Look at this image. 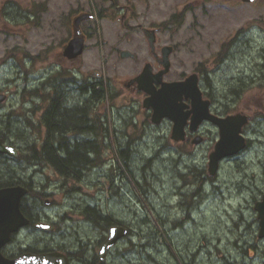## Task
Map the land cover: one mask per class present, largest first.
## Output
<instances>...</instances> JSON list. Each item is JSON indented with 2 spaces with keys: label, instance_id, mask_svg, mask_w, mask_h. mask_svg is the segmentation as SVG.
Listing matches in <instances>:
<instances>
[{
  "label": "flooded vegetation",
  "instance_id": "flooded-vegetation-1",
  "mask_svg": "<svg viewBox=\"0 0 264 264\" xmlns=\"http://www.w3.org/2000/svg\"><path fill=\"white\" fill-rule=\"evenodd\" d=\"M69 1L67 3L71 4ZM111 1L113 6L107 7L109 12L123 11L119 23H122L123 27L128 26L126 20L132 11L131 6ZM52 3L53 0H0V143L13 148V153L0 152V190L14 186L26 189V193L19 199V211L23 220L21 225L6 233L5 228L8 229L9 225L0 222V255L9 260L24 254L38 255V264H156L153 254L157 252L158 237L153 231L147 232L143 229L153 224L154 220L137 212L120 214L113 211L106 196L110 191L125 200V195L130 203L135 199L141 201L143 196L147 197L145 189L150 188L149 184L152 182H143L145 180L139 174L146 178L144 173L147 170L145 171V167L137 169L138 166L134 167L132 161L139 154L140 144L144 143V138L149 135H111L115 145L112 160L108 165L117 166L127 160L126 176L119 167L115 171L119 183L115 178L109 186L90 182L87 186L90 185L91 188L86 193L79 185H71L74 176H69L78 174V171L83 172V177H80L78 182H84L86 176L93 174L92 170L107 174L104 170V167H107L106 162H95V159L99 154L97 143L101 140L106 143L108 121L104 120L106 116L103 109L108 103V97H112V87L119 91L117 96L126 92L137 102L143 100L146 94L136 88L135 82L128 83L127 79L130 77L111 82L102 70L86 69L83 52L87 50V42L100 34V20L110 19L102 14L105 6L92 8L90 12L94 17L81 21L79 29L85 46L79 56H73L65 53V48L75 34L77 13L74 7H69L66 12H62L64 16L60 22L61 26L54 20L43 25L42 21L50 14L48 5ZM58 4L60 7V3ZM59 7H56L58 11ZM79 12L81 14L87 11ZM34 27L37 31L42 29L37 36L29 37L27 32L32 33ZM137 27L142 31L144 26L137 24ZM60 32L65 37L55 40L56 34ZM148 49L156 63L152 65L153 71L157 72L161 69V48L159 52L156 49L151 51L149 46ZM133 54V57L127 58L134 59L135 53ZM34 59L38 62L35 63ZM259 59L251 64L252 67L248 66L249 72L244 75L246 103L243 114L247 122L242 128V134L245 137V146L243 151L229 158L240 160V156L246 154L247 167L256 166L258 169L257 173L252 172L249 176L250 190L248 197H245L254 214L234 221L233 232L236 235L232 247L238 257H233L231 250L230 258H222L223 262L209 264H264V225L254 209L255 205L264 199V42ZM197 74L200 80L203 75ZM101 82L107 92L94 97L93 94L97 93L92 91V85L98 86ZM119 86H122V89H119ZM231 94L235 93L232 91ZM203 95L210 100V110L214 115L223 117L232 113L220 110L213 95ZM183 103L190 104V98L183 99ZM95 109L98 114L93 117L92 112ZM68 111H81L84 115L83 122H70L61 126L57 116ZM166 120L163 121L167 122ZM169 122L171 123L170 120ZM189 124L190 115L185 125L183 140L175 141L171 134L168 137L162 136L153 154L155 159L166 154L168 160L177 162L176 168L170 165L169 167L178 180L183 173L187 174L186 170L183 172L180 167L186 164L185 159H193L194 155L202 153L207 135L204 128L212 125L217 131V137L219 136L218 125L207 120L202 121L194 130H190ZM113 127L116 133L119 128L126 127L122 117L113 121ZM64 139L87 142V164L83 160V165H77L78 170L60 171L54 162L57 160L52 159L53 156H49L45 150V147L49 149L53 146L59 154L64 153L69 147H66L67 144L73 145ZM148 148L152 149L150 146ZM122 152H125V156ZM202 159L203 156L200 160H195V168L198 169L195 171V177L193 170H189V180H179L173 187L174 197L179 199L175 209L182 213L178 216L179 224L174 226L175 230L182 227L180 223L193 220L192 211L201 208L205 186H216L215 181L208 183L211 178L200 168L203 165ZM148 161L150 159L144 163ZM49 171L57 173L60 178H50ZM152 173L153 176H160L155 171ZM37 175H43L45 182L37 180ZM70 181L72 183L68 185ZM72 190L80 193L73 197V194H70ZM58 191L64 192L63 197L72 198L67 201L59 200L55 198ZM193 203H196L195 206ZM145 207L143 210H146ZM114 227L118 230L113 237L116 233L117 236L107 245L110 230ZM169 241L172 242V238ZM197 249L199 250L196 254L199 255L202 248L200 246ZM168 251L174 257V262L183 260L184 264H202L189 262L194 255L191 247L182 255H179V252H171L169 247ZM144 253L146 256L141 259Z\"/></svg>",
  "mask_w": 264,
  "mask_h": 264
},
{
  "label": "rangeland",
  "instance_id": "rangeland-1",
  "mask_svg": "<svg viewBox=\"0 0 264 264\" xmlns=\"http://www.w3.org/2000/svg\"><path fill=\"white\" fill-rule=\"evenodd\" d=\"M56 1L60 3V7ZM67 1L53 0V3L48 5L50 14L42 24L54 20L61 26L60 22L64 16L62 12L69 7H74L78 14L81 10L89 12L95 6H105L102 12L110 17L100 20L99 25L103 30L100 29V34L87 42V50L83 52V62L87 70H102L104 76L113 82L126 80L138 73L147 61L155 65L152 55L148 52L146 38L137 24L158 28L156 51L159 52L160 47L165 44L174 48L170 55L171 67L165 76L166 80L183 78L192 72H199V68L204 69L210 85L206 86V81L203 80L202 88L216 98L219 109L232 113L244 112L246 103L244 75L249 72V65L260 60L259 55L264 42V0H255L251 3L241 0H115L117 4H128L132 8L126 20L128 25L126 27L119 23L123 11L116 10L112 13L107 9L111 5V0H70L71 4ZM56 7L60 10L58 11ZM172 16L175 18L172 19ZM41 29L37 31L34 27L32 33L27 32V34L29 37H35ZM64 37L60 32L56 34L55 40ZM119 50H129L135 53V58H120ZM33 61L38 62L36 59ZM119 89H122V86H119ZM232 90L236 92L234 95H230ZM117 92L119 91L112 87L110 91L112 97H108V103L103 109L106 116L104 120L108 121L107 137L106 143L102 140L97 143L96 149L99 154L95 162L103 161V164L106 162L105 165L109 166L115 145L111 135L117 134L123 137L130 134H147L149 136L140 144L139 154L132 162L134 167L138 166L137 169L145 166L146 178L142 174L139 175L144 178H142L145 180L143 182L152 183L149 184L150 188L145 189L147 197L143 196L141 201L135 199L132 203L127 201V196L124 195L125 200H123L122 197L108 191L106 196L109 206L120 214L137 212L154 220L153 224L143 229L147 232L153 231L158 237L157 252L153 254L156 264H184L183 260L174 262L168 247L175 254L179 252V255L184 254L188 247H191L194 255L189 262L202 264L223 262L224 259L230 258L231 250H233L231 255L238 257L232 247L236 235L233 232L234 221L254 214L245 197H248L250 190L249 176L252 172H258L256 166L247 167L246 154H242L240 160H223L217 175L210 177L208 181V183L215 181L216 186H205L202 191L201 208L192 211L193 220L180 223L182 227L175 230L174 226L179 224L178 216L182 213L175 209L179 199L174 197L173 187L179 180H189V170H193L195 177V171L198 170L195 168V160H200L201 156H203V165L200 168L207 172L208 154L217 139V131L212 125L207 129L204 128L207 135L203 151L194 155L193 159L189 157L185 159L186 164L180 167L183 172L186 170L187 174L183 173L178 180L169 167L170 165L176 168L177 162L168 160L166 154L159 159H155L156 156L153 155L154 149L161 142V137L170 135L171 123L166 120L167 122L164 121L159 126H149L150 113L142 108L141 100L139 102L133 100L134 98L126 92L117 96ZM92 114L95 117L98 110L95 109ZM120 117L126 127L119 128L116 133L113 121H118ZM143 158L145 162L146 159L150 161L145 164L142 162ZM154 171L160 176H153ZM49 173H51L50 178H60L55 172L49 171ZM91 173L93 174L85 177L84 182L75 180L73 183L68 182V185L71 183L76 187L79 185L86 193L91 188L90 185L87 186L90 182L109 186L112 171L102 174L92 170ZM126 174L124 173L125 176ZM37 180L45 182V177L37 175ZM119 181L118 178L116 182ZM63 195V191H58L55 193V198L65 201L72 198ZM80 197L84 196L80 195ZM195 204L193 203L194 206ZM147 205L150 209L145 207ZM144 207L146 210H143ZM170 238L172 242L169 241ZM200 246L202 250L197 255L200 249L197 248ZM145 256V253L141 255V259Z\"/></svg>",
  "mask_w": 264,
  "mask_h": 264
},
{
  "label": "water",
  "instance_id": "water-1",
  "mask_svg": "<svg viewBox=\"0 0 264 264\" xmlns=\"http://www.w3.org/2000/svg\"><path fill=\"white\" fill-rule=\"evenodd\" d=\"M252 2L253 0H242ZM88 13L80 14L75 19V34L68 42L65 53L78 56L82 53L84 39L81 36L79 24L82 20L90 18ZM144 35L149 43L151 51H154L156 35L154 29L143 28ZM173 48L165 45L161 49L162 69L157 72L152 71L150 63H145L141 71L128 83L136 82V88L145 92L147 95L142 101V107L151 109L150 120L154 124L160 123L164 118L172 122L171 138L175 141L182 140L185 135L184 126L187 124L190 115V130H194L203 121L208 120L219 127V138L215 142L213 149L208 155L207 171L214 175L218 169L221 159L234 155L245 146V138L241 134L242 126L247 122V118L242 113L218 117L210 111L209 99L203 98V92L198 84V74L191 73L182 80L164 81L163 76L169 71V55ZM130 51L120 52L122 58L132 56ZM155 84H159L156 87ZM190 98V104L183 103V99ZM187 108L188 110H185ZM1 153H13L11 147L3 146L0 143ZM24 193L21 187L0 190V222L9 225L6 233L21 225V213L19 211V198ZM254 209L261 224L264 225V199L258 202ZM118 228H112L109 233L107 245L112 243L117 236L113 237ZM39 257L26 254L15 260H6L0 257V264H38Z\"/></svg>",
  "mask_w": 264,
  "mask_h": 264
},
{
  "label": "trees",
  "instance_id": "trees-1",
  "mask_svg": "<svg viewBox=\"0 0 264 264\" xmlns=\"http://www.w3.org/2000/svg\"><path fill=\"white\" fill-rule=\"evenodd\" d=\"M175 16H172V19H174ZM178 20V19H176ZM199 73L202 74L204 76L203 80L206 81L205 85H210V83L207 81V72L204 69H198ZM92 91L96 92L97 94H93L94 97H99L101 96L100 94H105L106 92V88L105 85L101 82V84H99L98 86L96 85H92ZM233 91V90H232ZM234 93H236L234 91ZM206 95L208 97H211V94H209L208 92L206 93ZM59 118L58 122L61 124V126L65 125V123H70V122H83L84 119V115L81 111H76V112H67L66 114H62V115H58L57 116ZM53 123V122H52ZM64 141L68 142V143H72L71 144H67V146L69 147H65L66 151L64 153L59 154L58 152H56L57 150H55L56 148L53 146H50L49 149L45 150L48 152L49 156L52 155V159H56L57 161H54L56 166L58 167V169L60 171H65V169H71V170H78L77 165L81 164L83 165V160L84 163L87 164V156H86V150H85V144L87 142H75L74 140H69V139H64ZM87 147V146H86ZM83 150L85 152H83ZM88 150V149H87ZM123 153V152H122ZM123 156H125V152L123 153ZM124 159V157H123ZM125 160V159H124ZM70 170H67V172ZM79 172V171H78ZM77 172V173H78ZM204 174L206 175V172L204 171ZM77 176V174H76Z\"/></svg>",
  "mask_w": 264,
  "mask_h": 264
},
{
  "label": "bare ground",
  "instance_id": "bare-ground-1",
  "mask_svg": "<svg viewBox=\"0 0 264 264\" xmlns=\"http://www.w3.org/2000/svg\"><path fill=\"white\" fill-rule=\"evenodd\" d=\"M234 78V77H233ZM236 78V77H235ZM236 80V79H235ZM93 152V151H92ZM163 152V151H162ZM92 154V153H91ZM90 155V154H89ZM240 159V158H239ZM127 161V160H126ZM126 161H123V163H120L119 165H117V166H108V167H106V168H104V170L106 171V173L108 172V173H110L111 171H112V175L110 176V182H113V179L115 178L116 179V181H117V177H115L116 176V174H115V171L116 170H118V167L120 168V170L121 171H123V172H125L126 173V167H125V163H126ZM90 167V166H89ZM143 167H145V166H142L141 168H143ZM83 169V168H82ZM92 169V168H91ZM88 170V169H87ZM82 173L83 172H78V174H77V176H76V174H74V175H69V176H71V177H73L72 178V182L73 181H75V180H79V178L80 177H83V175H82ZM109 178V177H108ZM143 180H141V182H142ZM107 182V181H106ZM109 182V183H110ZM207 183V182H206ZM115 184V183H114ZM208 184V183H207ZM204 185H205V183H204ZM80 192H78L77 190H72L71 191V193L70 194H73V197H74V195H78ZM148 209H150V207H148ZM206 235V234H205ZM221 238V237H220Z\"/></svg>",
  "mask_w": 264,
  "mask_h": 264
}]
</instances>
